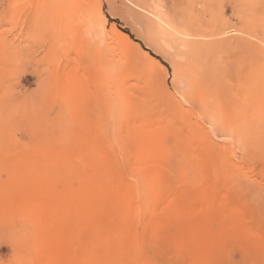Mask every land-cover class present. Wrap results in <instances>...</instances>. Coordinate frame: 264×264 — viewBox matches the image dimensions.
Listing matches in <instances>:
<instances>
[{"label":"rangeland","instance_id":"1","mask_svg":"<svg viewBox=\"0 0 264 264\" xmlns=\"http://www.w3.org/2000/svg\"><path fill=\"white\" fill-rule=\"evenodd\" d=\"M0 264H264V0H0Z\"/></svg>","mask_w":264,"mask_h":264},{"label":"bare ground","instance_id":"2","mask_svg":"<svg viewBox=\"0 0 264 264\" xmlns=\"http://www.w3.org/2000/svg\"><path fill=\"white\" fill-rule=\"evenodd\" d=\"M205 1H212V0H205ZM41 2V1H40ZM41 11V10H40ZM125 198V197H124ZM129 211V210H128ZM125 212V211H124ZM82 229H83V226H82ZM26 233L28 234V232L26 231ZM33 236V235H32ZM36 257V255H35Z\"/></svg>","mask_w":264,"mask_h":264}]
</instances>
